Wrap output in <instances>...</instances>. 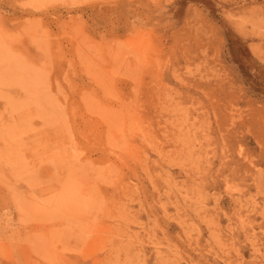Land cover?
I'll return each mask as SVG.
<instances>
[{
    "label": "rangeland",
    "instance_id": "374dc122",
    "mask_svg": "<svg viewBox=\"0 0 264 264\" xmlns=\"http://www.w3.org/2000/svg\"><path fill=\"white\" fill-rule=\"evenodd\" d=\"M0 264H264V0H0Z\"/></svg>",
    "mask_w": 264,
    "mask_h": 264
}]
</instances>
